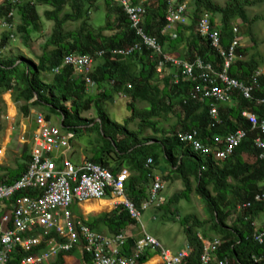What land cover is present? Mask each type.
<instances>
[{"label":"trees","instance_id":"16d2710c","mask_svg":"<svg viewBox=\"0 0 264 264\" xmlns=\"http://www.w3.org/2000/svg\"><path fill=\"white\" fill-rule=\"evenodd\" d=\"M99 1L26 0L14 8L2 5L0 22L8 19V14L14 9V21L16 15L20 19L17 33L24 41L42 28L39 6L51 8L44 12V17L53 22L54 26L52 35L42 45L38 63L25 60L24 57H0V96L11 91L14 101L23 103L19 106V113L24 119H29L31 109L46 108L51 114L57 115L62 120L64 129H69L75 137L96 134L98 142L104 144V147L99 148V151L94 150L96 157L89 160V163L118 175L123 171L122 166L112 168L105 159L115 155L126 162L134 174L126 184L127 195L139 206L149 197L155 178L153 169L160 168L163 162L170 173L163 177L164 180H180L184 190L171 197L166 204L157 207V210H164L165 217L170 216L173 221L176 216L168 207L180 200H190L197 193L206 202L212 218L207 221L198 215H189L180 221L186 231L189 246L193 249L186 264L201 263L203 240L222 243L217 253L219 260L226 259L230 264H256L252 261V256L264 253V245L254 240L261 229L255 223L261 221L264 204L250 209L241 207L252 200L255 194L264 192V159L259 156L262 151L254 145V140L259 136L251 131L252 127L242 117V112L250 110L257 116L259 123L264 120V105L258 104L264 97V80L261 81L262 89L255 93L253 103L238 96L237 106H220L222 123L214 126L209 104L193 100L191 92L195 84L183 79L181 69L164 63L159 71L163 57L151 58V53L146 50L130 56L113 54L114 50L127 49L137 43L138 35L132 28L125 7L115 0H106L107 25L99 29L90 25V13ZM141 1L131 0V3L136 6ZM254 4L255 0H226L224 5L215 0H195L189 25H176L177 37L172 39L169 35L162 34L167 23L168 0H147L144 5L147 12L143 27L148 35L158 40L164 55L176 56L188 62L201 58L219 70L223 59L199 34V20L203 13L211 14L212 27H217L221 33L222 48L228 49L237 36L233 20L242 18L247 21L246 9ZM216 15L221 16L220 27L215 20ZM67 23H78L80 26L75 30L65 31ZM10 39V34L4 35L0 50ZM103 51L104 56H99ZM74 54L88 55L95 60L93 72L87 78L99 86L98 94L88 95L85 77H78L72 67H65L54 73L66 56ZM247 55L248 49L241 46L237 49L235 59L239 60L229 70L232 78L248 82L259 69V63L255 59L243 60ZM48 74L53 75L50 83L43 80V76ZM120 94L131 100L128 102V109L132 116L124 125L114 122L105 109V103H113ZM139 104L146 106L140 107ZM93 106L100 124L94 125V121H86L80 116ZM176 106L183 111L178 124L169 130L159 129L164 123L162 121L168 122ZM46 119L51 120L50 114ZM135 125L138 126L137 131L132 130ZM240 130L249 133L248 139L224 161H216L212 155L204 157L196 153L192 145L181 142L178 138L179 134L198 132L202 143L211 144L214 138L226 137ZM148 132H151V136H147ZM245 155L252 156L254 161H247ZM26 157L29 162L28 155ZM149 160H152V164L148 167ZM21 176L4 175L0 176V181L7 179L13 182ZM39 194V189L27 190L18 193L10 202H17L23 196L35 197ZM128 210L120 205L104 220L112 234L122 233L127 226L136 223ZM87 226L98 232L96 223H88ZM202 233L204 237L201 236ZM128 244L123 253L131 256L134 245L132 239H129ZM77 252L80 251L73 249L60 255L54 264H65L63 256H73ZM27 255V252L18 248L12 256L11 264H18ZM78 257L81 264H92L87 253L82 251ZM146 258L145 256L140 263H145Z\"/></svg>","mask_w":264,"mask_h":264},{"label":"built area","instance_id":"2783aa9c","mask_svg":"<svg viewBox=\"0 0 264 264\" xmlns=\"http://www.w3.org/2000/svg\"><path fill=\"white\" fill-rule=\"evenodd\" d=\"M26 0H0L2 5H10L12 8L21 5ZM125 7L131 20L132 28L137 32L138 42L127 49L112 51L115 55L130 56L144 50L151 53V58L162 56L158 70H162L164 63H170L182 70L184 80L193 82L194 88L191 96L194 101L209 104L213 125H221L219 108L221 104L230 103L234 96H240L253 103L255 93L262 89L261 81L264 80V68L257 69L248 82L232 78L229 70L235 63V54L241 46L240 38H234L228 49L221 45V33L212 27V15L205 12L198 23V32L210 45L216 49L223 59L221 68L198 58L193 62L183 61L176 56L163 54V48L158 40L148 35L143 27L146 15L147 0H142L139 5L133 6L131 0H115ZM167 23L162 34L176 39V25H189L191 18V5L186 0H168ZM15 10L8 14V19L2 22V28L10 32V38L14 39ZM12 20L14 22L9 21ZM238 34L237 28L234 29ZM100 52L99 56H104ZM95 60L88 55H68L64 58L63 66L72 67L74 72L85 77L87 86L94 81L87 78L93 72ZM58 68L56 69V72ZM123 96V94H120ZM264 105V97L258 101ZM242 117L250 124L251 131L259 137L254 140V145L259 149L261 159H264V120L259 123L257 116L250 110L242 112ZM38 133L33 138L31 161L25 173L16 181H0V264H11L12 256L18 248L28 255L18 264H44L60 255L69 253L73 249L80 248L90 256L92 264H141L146 252L152 251L159 254L158 264H186L191 258L193 249L189 246L176 254L162 247L159 241L152 235L146 234L136 239L133 245V254L126 256L123 251L129 241V235L106 237L104 234L93 231L86 224L73 218L71 206L75 201L86 199L104 198L111 193L116 197L126 198L124 205L133 219L142 218L144 211L152 205L159 207L164 204L161 193L165 189L164 179L155 176L150 189L148 199L142 206L136 204L127 196L126 184L130 179L129 172L113 175L110 171L93 163H84L79 169L69 162H64L59 168L51 160V155L62 150L69 149V141L73 134L63 135L62 131L39 114L37 117ZM249 137V133L240 130L226 137L214 138L211 144L202 143L198 132L191 134H179L181 142L189 143L196 153L204 157L213 156L216 161H224L240 147ZM152 160L148 161V167ZM39 189L38 196H23L17 202H10L14 197L27 190ZM264 204V192L254 195L241 208L250 209L255 205ZM260 227L255 235V241L264 245V214L261 221L255 223ZM203 239V238H202ZM204 249L200 264H230L228 260H219L217 253L222 247L220 241L203 240ZM252 261L256 264H264V253L254 254Z\"/></svg>","mask_w":264,"mask_h":264},{"label":"rangeland","instance_id":"374dc122","mask_svg":"<svg viewBox=\"0 0 264 264\" xmlns=\"http://www.w3.org/2000/svg\"><path fill=\"white\" fill-rule=\"evenodd\" d=\"M187 1L189 2V5H191L192 8L191 10H194L195 0H187ZM215 1L221 5H224L226 2V0H215ZM107 9L108 6L106 0H100L98 4L92 9V13H90V20H89L90 25H92L95 29L105 27L108 21ZM47 10H51V8H49L48 6L38 7V13L41 17L42 28L38 33L33 34L32 37L27 41H24L22 37L17 33V28L20 25V19L19 16L16 15L15 29L13 32L14 39H10L7 42V44H5V47H3L2 50H0V57L2 58L24 57L25 59H31L32 61L38 63L37 58L42 55V45L44 44L46 39L52 35L53 26H54L53 22L47 21L46 18L44 17V12ZM246 10L248 15V20L244 21L242 18H237L233 20L232 25L238 29L239 33L237 34V37L241 38L242 40L241 44L244 43L245 45L249 46L248 51L250 58L253 57L256 61H260V60L264 61V0H255V4L251 7H248ZM215 18H216L215 20H217L218 22V26L220 27L221 16L216 15ZM79 26L80 25H78V23H67V25L65 26V31L75 30ZM9 34L10 32L4 31V29L2 28V22H0V45L3 41L4 35H9ZM243 49H247V48H243ZM246 57H244V59ZM45 79L47 80V82L50 83L51 80L53 79V75L50 74L44 75L43 80ZM95 85L96 84L93 83V85L90 86H95ZM95 93L97 94L99 93V88ZM12 95L13 94L10 91L0 96V126H1L0 128L2 134H4L9 128V125H7L9 122L8 116H11V119H13V117L15 116L14 117L15 124H13V127L17 126L18 128H21V130H22V121L23 122L25 121L23 120L22 115L19 113L18 108L20 104L13 101ZM10 96L14 105L10 101ZM130 101L131 100L129 98H125L123 95L117 97L113 103L110 102L105 103V109L111 115L114 122L124 125L125 121L129 119L130 116H132L131 112L127 108V104ZM7 102L8 104L10 102L9 106L11 111L8 108ZM139 105L140 107L146 106L145 104H139ZM15 108L18 114L16 113ZM37 108L41 111L43 115L47 116L50 114V111L48 109L45 112L44 108L41 107H37ZM87 113H90V115L94 117L93 115L96 113V110L95 108H92L89 111H87L86 114ZM179 117H183V111L182 108L176 106L175 112L169 117L168 122L162 123V125L165 127L164 130H169L172 126L173 127L176 126L179 122ZM59 121H60L59 117L55 114H52L51 117L52 125L60 127L58 125ZM132 129L137 130V126H133ZM147 135L151 136V132H148ZM70 141L71 142L73 141L71 143V146L78 154L80 153L79 150L80 146L87 148L89 151H94V150L99 151V148L102 147L100 145L98 147V143H97L98 136H96L95 134L75 137ZM14 150H16V145L13 141L12 145L9 148L8 155L10 158H15L13 153ZM92 156L96 157L94 153L92 154ZM250 161L251 162L254 161V158H251ZM164 166L165 164L162 162L159 168V173L163 172ZM183 190L184 187L182 185V182L180 180L172 179V183L167 184L166 191L164 190L163 193L165 192V196H167V199L169 200L175 194ZM168 208L171 209L174 216H178V218L181 220L182 218L187 217L189 215H198L202 219H206L207 221L212 220L206 202L202 200V198H200L197 193L193 194L190 200H180L178 203H174ZM168 208L166 207L165 209ZM164 214H165L164 210H161L160 212L157 211L154 207H150L149 209L144 211V216H142L140 221L135 220L137 222L142 221V223H135L133 225H137L138 229L140 230H143L141 226L144 225L146 233L156 237L164 249L175 253L176 251L181 250L183 247H186V245L188 244L186 231H184V227L179 220L171 221L170 220L171 217L170 216L165 217ZM128 228L129 226H127L124 230H122L121 231L122 233H118V234L128 236V233H126V231L129 232ZM103 230L106 232V234L110 235V237L118 236V234H112L113 233L112 230L109 229V227H107L106 224H104ZM76 256L78 257V254H76ZM74 258L76 262L79 259V257L78 258L74 257ZM78 261L80 262V259Z\"/></svg>","mask_w":264,"mask_h":264},{"label":"crops","instance_id":"0c3cea01","mask_svg":"<svg viewBox=\"0 0 264 264\" xmlns=\"http://www.w3.org/2000/svg\"><path fill=\"white\" fill-rule=\"evenodd\" d=\"M241 42H242V40H241ZM241 47L249 49V46L245 45L244 43L241 44ZM251 58H253V57H251ZM251 58H250L249 51H248V56L245 59L243 58V60L244 61H246V60L249 61ZM29 60H31V59H29ZM237 60H239V59L238 58L235 59V62ZM257 62L259 63L258 65L260 66L259 69L260 68H264V61L263 60H260V61H257ZM63 68H65V66H63V63H62L58 67V71L56 72V69H57L56 68L54 70V73L55 74L58 73ZM77 75H78V77H80L79 74H77ZM47 83H49V82H47ZM95 86H87L86 92L88 93L89 96H94V94L95 95L97 94L95 92H97L99 86L98 85H95ZM12 97H13V95H12ZM234 99H236V101ZM10 101L12 102L11 96H10ZM13 101H14V98H13ZM237 101H238V97L234 96L232 101L230 103H228V104H225L224 106H230V108L231 107H235V106H237V103H238ZM7 104H8V102H7ZM9 104H10V102H9ZM9 104H8V108L10 110ZM12 104H13V102H12ZM19 104H20L19 106H21L23 103H19ZM128 104H127V108H128ZM92 108H95V107L93 106ZM33 109H35V108H33ZM33 109H31V115L29 117V120L28 119H24V117L22 115L23 120L28 121L27 125H25V121L24 122L22 121V130H21V128H18L17 126L13 127V124H15V119H14L15 116L13 117V119H11V116H8V121L9 122H8L7 125H9V128L4 134L1 133V128H0V176L11 175L13 177H16V176H19V175H23L25 173L26 167L28 168V166H29V163L31 161V153H32L31 150L33 148V144H32L33 138L38 133V130H39V127H38L36 121H37L38 115L42 114L41 111L38 108H36L35 110H33ZM15 110H16V108H15ZM44 110H45V112L47 111L46 108ZM86 112H82L81 113L80 116L82 117V119H84L86 121H94V125L100 124V120H98V117H97L96 113L95 114L93 113L94 117H92V115H90V113L86 114ZM174 112H175V108H174ZM16 113L18 114L17 110H16ZM44 116L46 117V115H44ZM50 116L52 117L51 113H50ZM176 116H177V114H176ZM110 117H111V115H110ZM111 119H112V117H111ZM48 122L52 125L51 120L48 121ZM162 122L166 123V121H162ZM58 125L60 127H57V126H54V125H52V127L60 129L62 131L63 135L72 134L71 132H69L70 131L69 129H67V130L64 129L62 120H61V124H60V121H59ZM135 126H137V125H135ZM162 128L165 129V127L161 124V126H159V129H162ZM81 129H83V128H81ZM137 130H138V126H137ZM137 130H133V131H137ZM27 132H29L30 134H29L28 148H27V151L24 153V137H25ZM19 133H20V135H19ZM73 135L75 136V134H73ZM84 135L85 134H83L82 136H84ZM89 135H92V134H89ZM20 138H22V139H20ZM13 141H14V143L16 145V150H14V152H13L15 158H10L9 155H8L9 154V148L12 145ZM72 142L69 141V149L68 150H62L60 152H56L53 155H51V157H50L51 160L59 168L63 167L64 162H69L75 168L79 169L82 164H84L86 162L89 163V160L93 159L92 154L94 153V151H89L87 148H84V147L80 146V149H79L80 153L78 154L74 150V148L71 146ZM97 143H99L98 147H99V145L102 146L101 148L104 147V144H102V143L100 144V142H97ZM26 155H28V158L30 159L29 162H28V159H27ZM251 158H253V157L245 155V159L247 161H250ZM97 159H99V158H97ZM105 161H107L109 163L110 167H112V168L113 167L122 166L123 171L121 173L129 172L130 178H132V176L134 175L133 172H131V170L128 168L127 163L124 162V161L122 162L115 155H110L109 157H107L105 159ZM163 169H164V171L159 173V168H154L153 169L154 175L155 176H160L161 178H163L165 175L170 174L169 170L166 169V166H164ZM173 170H176V169L173 168ZM172 177H175V176H172ZM164 182H165V189L164 190L166 191L167 184L172 183V181L167 182L166 180H164ZM149 194H150V191H149ZM161 195L164 198V203L166 204L168 199H167V196H165V192L164 193L162 192ZM125 199L126 198H124L122 196L121 197H116V196L112 195L111 193H108V195L105 196L104 198L86 199L84 201H78L77 200L71 206V211H72V214H73V218L76 221H80V222H82V223H84L86 225L88 223H96L97 226H98V232L100 234H102V235L104 234L106 237L110 238V235L106 234V232L103 230L104 220L109 218L113 214V212L118 208V206H120L122 204V202ZM151 207H154L157 210L156 206L152 205ZM157 211H159V210H157ZM143 216H144V214H143ZM175 218L176 219L173 220V221H176V220L181 221V219H179L178 216H176ZM202 220H206V219H202ZM135 222L136 223H142V221L141 222L135 221ZM141 227H142L143 230L138 229L137 225H129V228H128L129 232L126 231V233H128L129 239H132L133 242L136 239L142 238L144 235L148 234V233H146L145 226L143 225ZM201 236L204 237L203 233L201 234ZM188 244L186 246H188ZM128 246H129V244H128ZM128 246H126L125 249L128 248ZM0 248H1V245H0ZM183 248H186V247H183ZM183 248L181 250H183ZM78 250L80 251V252H77V254L79 255L83 250L81 249V247L78 248ZM181 250H179V251H181ZM179 251H176L175 253L172 252V251L171 252L176 254ZM132 252H133V247H132ZM145 256L147 257L146 260H145L146 262L142 263V264H158L160 262V257H159L158 253L149 251V252H146ZM74 257L78 258L76 256V254L73 255V256H66L65 255V256H63V262L65 264H80V262L78 261L79 259L76 262ZM57 259H58V257L53 259V260H51V261H47L44 264H54V263H56Z\"/></svg>","mask_w":264,"mask_h":264},{"label":"water","instance_id":"95a60500","mask_svg":"<svg viewBox=\"0 0 264 264\" xmlns=\"http://www.w3.org/2000/svg\"><path fill=\"white\" fill-rule=\"evenodd\" d=\"M28 124V121H25V125ZM29 132L26 133L25 137H24V153L27 151L28 148V141H29Z\"/></svg>","mask_w":264,"mask_h":264},{"label":"clouds","instance_id":"9594fccd","mask_svg":"<svg viewBox=\"0 0 264 264\" xmlns=\"http://www.w3.org/2000/svg\"><path fill=\"white\" fill-rule=\"evenodd\" d=\"M239 38V37H238ZM240 43H241V40H240ZM226 104H228V103H226ZM222 105H225V104H221L220 106H222Z\"/></svg>","mask_w":264,"mask_h":264}]
</instances>
